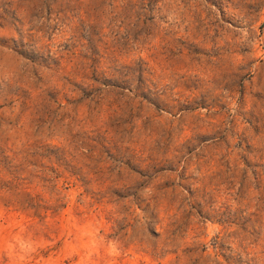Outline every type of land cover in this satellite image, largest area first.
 Instances as JSON below:
<instances>
[{
  "label": "rangeland",
  "instance_id": "rangeland-1",
  "mask_svg": "<svg viewBox=\"0 0 264 264\" xmlns=\"http://www.w3.org/2000/svg\"><path fill=\"white\" fill-rule=\"evenodd\" d=\"M0 264H264V0H0Z\"/></svg>",
  "mask_w": 264,
  "mask_h": 264
}]
</instances>
